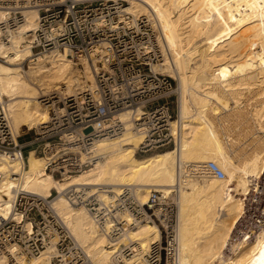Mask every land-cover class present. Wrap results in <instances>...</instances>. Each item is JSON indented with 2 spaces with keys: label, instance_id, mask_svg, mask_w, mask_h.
Listing matches in <instances>:
<instances>
[{
  "label": "bare ground",
  "instance_id": "bare-ground-1",
  "mask_svg": "<svg viewBox=\"0 0 264 264\" xmlns=\"http://www.w3.org/2000/svg\"><path fill=\"white\" fill-rule=\"evenodd\" d=\"M126 2L127 13L146 17L159 30L161 64L155 70L179 82V115L172 125L179 140L177 149L139 158L143 137L134 130L133 115L140 111H123L117 118L126 127L124 134L98 141L94 165L64 181L48 173L47 160L34 151L24 171L20 159L11 165L1 159L0 213H10L18 186L14 175L21 171L24 191L46 198L53 191L59 194L54 207L93 263L114 264L113 256L125 242L146 251L158 241L157 226L140 224L108 248L109 238L98 229L94 217L63 193L86 186L108 203L124 188H133L138 201L146 204L153 191L169 196L177 191L179 264H264V225L254 237L243 233L239 241L235 238L246 214L245 201L253 190H259L257 182L264 174V0ZM12 14L23 20L13 19ZM39 18V10L29 6L0 7V24L9 29L18 26L8 32L9 42L2 40L0 31V57L7 59L0 62V95L8 98L17 135L24 128L33 130L50 121L42 97L76 96L96 88L91 62L82 60L80 68L61 52L33 60L26 41L38 28ZM103 49L105 45L95 52ZM209 162L220 167L223 179L209 175ZM189 169L201 177L188 179ZM123 221L131 224V216L124 215ZM52 252L48 248L29 264H50ZM137 256L127 264H133ZM6 261L2 257L0 264Z\"/></svg>",
  "mask_w": 264,
  "mask_h": 264
},
{
  "label": "built area",
  "instance_id": "built-area-1",
  "mask_svg": "<svg viewBox=\"0 0 264 264\" xmlns=\"http://www.w3.org/2000/svg\"><path fill=\"white\" fill-rule=\"evenodd\" d=\"M8 5L39 10L38 28L26 41L33 60L61 52L78 66L82 60L91 62L96 88L76 96L56 93L42 97L50 121L33 130L24 128L21 135L12 127L8 98L0 95V160L11 165L20 159L24 171L34 151L47 160V172L64 181L94 165L93 150L98 141L124 134L126 127L117 116L129 110L140 111L133 115L134 130L143 137L137 154L177 149L179 140L172 125L179 115L178 85L171 76L155 70V65L161 64L159 32L146 17L127 13L126 0H0L1 8ZM11 17L23 20L18 14ZM17 29L0 24L2 40L9 42L8 32ZM103 45L105 51L96 53L95 48ZM0 62L7 59L0 57ZM29 148L33 149L25 155ZM206 169L213 177H225L214 162L207 163ZM188 171V179L202 175ZM14 179L18 186L12 209L8 215L0 213V259L7 258L4 264H29L48 248L53 251L50 264H94L56 211L54 201L59 194L53 191L46 198L24 191L21 171ZM135 192L124 188L108 203L86 186L69 188L63 196L89 211L98 229L109 238L108 248L140 224L157 226L158 241L146 251L127 241L113 256L114 264H127L135 255L133 264H179L177 191L170 196L153 191L146 204L138 201ZM124 215L131 216V224L123 221Z\"/></svg>",
  "mask_w": 264,
  "mask_h": 264
},
{
  "label": "rangeland",
  "instance_id": "rangeland-1",
  "mask_svg": "<svg viewBox=\"0 0 264 264\" xmlns=\"http://www.w3.org/2000/svg\"><path fill=\"white\" fill-rule=\"evenodd\" d=\"M160 36H161V34H160ZM28 66H29V64H28V62H26L25 68H28ZM79 67L82 68V65H79ZM175 81H176L177 85L179 86L178 80L175 79ZM178 102H179V100H178ZM175 120H177V117H176ZM239 138L241 139V143H243L244 140H245L244 137L240 136ZM22 141H25V139H23ZM32 149L33 148L27 149L25 151V155H27L28 151L32 150ZM168 150H172V149L169 148V149L163 150V151H154V152H151V153H148V154L138 153V157L139 158H144V157L150 156L152 154L161 153V152H165V151H168ZM55 179H57V178H55ZM257 183L259 184V190L256 191V192H255V190H253L251 195L245 201V203H246L245 204V206H246V214H245V217L239 223L238 229H237V231L235 233V235H236L235 238L238 241L242 238L243 233H248V234H250L251 236L254 237L256 235V233L259 232L260 226L264 225V174L262 176V179H259ZM125 243H127V242H125Z\"/></svg>",
  "mask_w": 264,
  "mask_h": 264
}]
</instances>
